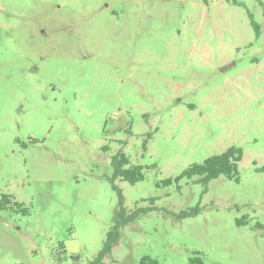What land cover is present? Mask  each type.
<instances>
[{"label":"rangeland","instance_id":"rangeland-1","mask_svg":"<svg viewBox=\"0 0 264 264\" xmlns=\"http://www.w3.org/2000/svg\"><path fill=\"white\" fill-rule=\"evenodd\" d=\"M231 145L238 180L162 185ZM261 166L264 0H0V264L92 261L113 184L103 264H264Z\"/></svg>","mask_w":264,"mask_h":264},{"label":"trees","instance_id":"trees-1","mask_svg":"<svg viewBox=\"0 0 264 264\" xmlns=\"http://www.w3.org/2000/svg\"><path fill=\"white\" fill-rule=\"evenodd\" d=\"M250 23L253 27L256 36L260 34V26L254 20L253 16L249 13ZM243 155L242 149L239 146L231 145L226 150L219 154H213L205 158L200 163H193L182 171L181 174L175 178H166L162 181L163 186H168L173 182L177 183V188L180 189L178 182L185 179L195 178V182L207 187L210 180L217 178L218 176H225L229 179H239L238 162L241 160ZM113 163V177L120 178L121 180L127 181L130 184H134L137 181L143 179V166L140 164H130L129 158L123 153L118 152L112 160ZM258 170L264 172V166L258 168ZM114 190H116L119 197V205L115 212L114 222L110 230L106 233L103 240L101 249L95 255L92 261L87 264H103V258L111 252L114 245L117 244L120 238V229L122 226L134 221L139 215L141 209H134L127 212L122 204V193L118 186L113 184ZM199 206H193L186 210L179 212L178 217H187L197 214ZM244 220H240L239 224H244ZM76 258V257H74ZM138 264H158L157 260L149 255L141 257Z\"/></svg>","mask_w":264,"mask_h":264}]
</instances>
